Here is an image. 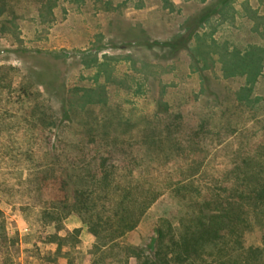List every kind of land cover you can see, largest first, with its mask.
<instances>
[{
	"label": "rangeland",
	"instance_id": "374dc122",
	"mask_svg": "<svg viewBox=\"0 0 264 264\" xmlns=\"http://www.w3.org/2000/svg\"><path fill=\"white\" fill-rule=\"evenodd\" d=\"M208 5L189 49L162 46ZM201 125L204 184L264 155V0H0V264H92L88 218L45 216L54 176L97 167L94 138L126 142L103 154L115 165L134 159L127 169L141 176L178 179ZM48 137L60 162L42 156ZM185 209L167 191L122 244L149 252L159 221L178 224ZM54 234L65 238L60 253ZM261 238L258 224L246 236Z\"/></svg>",
	"mask_w": 264,
	"mask_h": 264
},
{
	"label": "trees",
	"instance_id": "16d2710c",
	"mask_svg": "<svg viewBox=\"0 0 264 264\" xmlns=\"http://www.w3.org/2000/svg\"><path fill=\"white\" fill-rule=\"evenodd\" d=\"M214 7L206 6L191 18L186 34L162 46L174 52L189 49L197 28L212 16ZM204 127L191 131L193 156L191 168L186 169L191 171H183L186 173H181L178 179L168 174L162 181L150 173L141 176L138 167L128 170L129 164L136 162L134 159L128 163L119 157V164L115 165L103 155L113 154L126 142L90 139L95 154L100 157L97 167L90 164L80 171L65 169L57 173L52 180L53 192L44 203L45 216H52L47 209L58 214L70 209L67 215L74 212L88 218L87 230L97 238L92 264H130V260L136 264H264V155L243 157L233 169L204 184L199 179L206 158L198 156L204 146L203 140H199L205 134ZM165 139L175 150L182 147V142L174 137ZM46 141L42 156L60 162L61 156L56 152L58 143L50 137ZM164 141L163 137L154 138L149 146L159 147ZM174 159L170 156L167 160ZM167 191L186 200L179 223L161 219L155 230L156 247L149 252L123 245L121 239L138 227L145 213ZM256 224L262 230L261 241L248 244L247 233ZM0 238L2 241L3 234ZM49 242L56 244L60 253L65 238L54 234Z\"/></svg>",
	"mask_w": 264,
	"mask_h": 264
}]
</instances>
